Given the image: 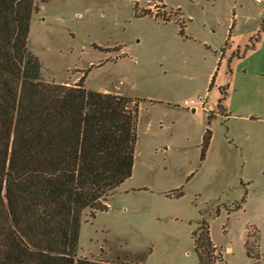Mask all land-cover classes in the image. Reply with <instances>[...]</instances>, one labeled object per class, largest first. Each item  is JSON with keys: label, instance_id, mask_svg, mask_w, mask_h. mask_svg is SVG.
Returning <instances> with one entry per match:
<instances>
[{"label": "rangeland", "instance_id": "374dc122", "mask_svg": "<svg viewBox=\"0 0 264 264\" xmlns=\"http://www.w3.org/2000/svg\"><path fill=\"white\" fill-rule=\"evenodd\" d=\"M151 1L155 0H37L38 9L31 16L28 44L42 65L44 80L71 82L85 70L87 88L116 89L145 100L139 108L132 175L108 197V210L94 217L89 210L84 212L75 256L141 264H198L190 229H198L204 217L215 243L224 246L232 241L230 264H261L257 229L250 226L247 231L254 258L245 253L241 231L249 218L256 217L263 224L264 211L251 206L240 219L231 218L229 235L222 230L225 218L212 221L210 214L215 206L231 213L248 181L251 202L264 200V120H245L238 113L245 98H264V68L255 65L262 52L246 62L235 59L231 63L235 116L222 114L211 122L214 144L205 163L197 147L203 114L186 113L188 107L183 104L182 108L178 104L152 106L148 100L200 95L204 105L212 107L218 91L206 92L205 86L215 54L211 49L219 51L227 23L235 17L242 50L247 33L264 19V0H161L168 6L179 5L192 16L189 26L195 38L191 42L178 41L171 26L161 28L134 15L135 10L142 14ZM150 14L169 20V16L163 19L166 12L162 10ZM204 38L212 47L200 43ZM116 45L122 46L125 56L115 59L119 55ZM220 67L228 76L224 61ZM172 131L181 134L169 139ZM156 134L162 135V144L151 142ZM181 186V197L166 194ZM164 212L183 214L193 222L169 219Z\"/></svg>", "mask_w": 264, "mask_h": 264}, {"label": "trees", "instance_id": "16d2710c", "mask_svg": "<svg viewBox=\"0 0 264 264\" xmlns=\"http://www.w3.org/2000/svg\"><path fill=\"white\" fill-rule=\"evenodd\" d=\"M37 9V0H0V264H140L75 252L84 212L108 210V197L132 175L143 99L86 89L85 70L73 84L44 80L28 44ZM219 92L220 112L226 88ZM211 137L206 127L200 160ZM166 194L184 192L181 186ZM246 195L244 186L234 210ZM198 227L191 231L198 264L207 262L202 248L208 264H227L207 219Z\"/></svg>", "mask_w": 264, "mask_h": 264}, {"label": "crops", "instance_id": "0c3cea01", "mask_svg": "<svg viewBox=\"0 0 264 264\" xmlns=\"http://www.w3.org/2000/svg\"><path fill=\"white\" fill-rule=\"evenodd\" d=\"M263 2V1H262ZM156 4H159V7H155ZM156 8L158 9H164L166 11H170L173 10L172 8L178 9L179 13L182 14L183 16V20L182 22L179 21L177 14H172L171 16H169V20L164 21L159 19L158 17H156L154 14H147L144 15L145 18H148L152 21H154L155 25H157L158 27H165V26H171L172 27V31H173V37H176L178 41H186V42H191L193 41V39L195 38V36L190 32V26H189V22L193 20L192 16L190 14H186L184 12V10L177 5L176 7H172V6H168L167 3L161 1V0H155V1H151L148 3L147 7H143L142 10H146L149 9L150 11L156 10ZM235 16V14H234ZM138 17H143V16H138ZM236 22L237 20L234 18L231 19V21L229 20V22L227 23V26L225 28V31L223 33V37H222V42L223 45L219 47V51H217V48L212 47L210 45V42L208 39L204 38L200 41L201 44H204L205 46H209L212 47L211 50H213V52H215V54L213 55V63L210 65L209 71L207 73V81L205 83V86H207L206 92H209L211 89H209V85L211 82L212 83V87L214 89H217V96L216 98H213V105L212 107H210L209 105L207 106L204 105L203 108H199L197 110H189L186 108V110H184L186 113H190L191 115L197 113V112H201L204 116V120L202 123V129L200 131L199 137H198V141H197V147H199V152H200V143L202 140V135L205 131L206 127H210L211 122H214L216 119L220 118L222 116V114L225 117H231V116H235L234 112L235 110L233 109V105L231 103V93L233 92V87L231 84V71H230V65L231 63L237 59V60H241L246 62L249 58L253 57L254 55H256L257 53H259L260 51L262 52V54H260L256 60H255V65L258 66L259 68H264V19L260 20V23L256 25V27L252 30H250L245 39H244V44H243V48L241 50V46L237 43V41L239 42L238 39V35H237V28H236ZM233 24V25H232ZM232 25V28L230 30V27ZM183 27V32L184 35H181L179 33L180 28ZM211 32L213 30H210ZM214 32V31H213ZM227 43V44H226ZM116 51H118L119 55L115 56V59H118L121 56H125L124 52L122 51V46L121 45H116L114 48ZM216 52L218 53L216 55ZM242 53V54H241ZM224 61V67L225 70L227 71L228 69V76L226 72L224 71V68L220 67V64ZM100 66V65H98ZM245 70H247V68H245ZM186 76V75H185ZM80 77V76H79ZM78 77V78H79ZM77 79H73L71 82L70 81H65L63 83H68V84H73L74 82H76ZM84 86L86 89H89L86 87L85 84V79H84ZM223 87L226 88V95L225 97L222 99L221 101V107H222V111L219 112L218 110V100L221 96L220 92H219V88ZM91 90V89H90ZM101 92H112V93H117L120 95H124L119 93L118 90L114 89V90H103ZM125 96H129V95H125ZM166 98H149L150 100H148V102L153 106V105H157V106H172L174 104H178V107H184L182 105V101L185 100V98H180V99H172V98H167V95H165ZM129 97H136V96H129ZM139 98V97H138ZM247 99L245 105L242 103V105L240 106L241 111H238V113H240V118L245 119V120H255V119H263L264 120V98H245ZM144 100V99H143ZM208 100V98H207ZM145 101V100H144ZM209 104V102H208ZM208 114H211V117L208 120ZM206 117V119H205ZM211 129V128H210ZM212 131V130H211ZM181 133L175 134L174 131H172L170 133V135L168 136L169 139H172L173 137H177L179 136ZM162 135L160 134H156L154 137L151 138V142L155 143V144H162ZM213 132H212V137L210 140V144L208 146V149L206 151L205 157H204V161L203 163H205L207 161V159L209 158V156L211 155V148L214 144L213 142ZM165 149H167L165 147ZM135 161V160H134ZM191 170H188L187 173H189ZM249 182H245L243 184L246 185V190L248 192V185ZM166 192V191H165ZM243 196V194L241 195V197ZM240 197V199H241ZM239 199V200H240ZM234 201V202H238ZM220 202V201H219ZM253 207L255 209H259L264 211V200H256V202H251L250 197L248 196V193L246 195V200L243 203L242 207L240 209H232L231 213H228V210L225 211L224 209L219 208V213H216V209L218 208V206H215V210L213 212V214L210 216H213L211 218V220L213 221V219L219 218V217H224L226 222L223 223L222 226V230L224 233L227 232V235H229V230L227 229V226L229 223H227L231 218L233 217H238L242 214L247 213L248 211H250L249 207ZM166 215H169V219H181V221H183V219H187V217L183 214L181 215H175V213H165ZM240 219V218H239ZM190 220V224L193 222L191 221L192 219H187ZM198 225V224H197ZM244 228H242V242L243 244L245 243V240L247 238V231L249 230V227H255L259 233V250L260 253L262 255V262L261 264H264V223L262 224L258 219H256V217L253 218H249L244 224ZM196 227L191 228L190 230H194ZM212 239V238H211ZM212 242L215 246L219 247L222 249L223 255H224V259L225 261H227L228 264L229 263V259H228V254H231L233 247H232V241L229 240L227 245L221 246L217 243H215L212 239ZM246 253V252H245ZM141 264V263H140Z\"/></svg>", "mask_w": 264, "mask_h": 264}, {"label": "built area", "instance_id": "2783aa9c", "mask_svg": "<svg viewBox=\"0 0 264 264\" xmlns=\"http://www.w3.org/2000/svg\"><path fill=\"white\" fill-rule=\"evenodd\" d=\"M256 3H261L263 0H254ZM157 11L162 10L163 13L166 12V14L163 15V19H167L168 16H171L172 14L175 13L176 10H171V11H166L164 9H160L158 10V8H156ZM176 14V13H175ZM177 16H181L182 19H179L180 22H182V20L184 19L182 14L177 13ZM183 23V22H182ZM182 104L185 107H188V109L191 110H197L199 108H203L204 107V98L201 97L200 95L196 98H189V99H185L182 101Z\"/></svg>", "mask_w": 264, "mask_h": 264}]
</instances>
